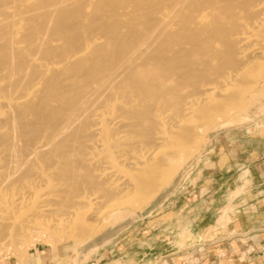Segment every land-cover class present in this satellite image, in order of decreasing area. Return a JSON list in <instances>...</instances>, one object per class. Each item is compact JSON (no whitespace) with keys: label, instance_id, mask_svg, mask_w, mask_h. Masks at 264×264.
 <instances>
[{"label":"bare ground","instance_id":"obj_1","mask_svg":"<svg viewBox=\"0 0 264 264\" xmlns=\"http://www.w3.org/2000/svg\"><path fill=\"white\" fill-rule=\"evenodd\" d=\"M261 82L264 0H0V250L148 204Z\"/></svg>","mask_w":264,"mask_h":264},{"label":"crops","instance_id":"obj_2","mask_svg":"<svg viewBox=\"0 0 264 264\" xmlns=\"http://www.w3.org/2000/svg\"><path fill=\"white\" fill-rule=\"evenodd\" d=\"M225 143L231 146L224 150L229 165L223 169L202 166L196 171L190 189L176 199L182 203L176 217L162 226L165 235L155 245L158 250L149 247L140 253L141 257L123 254L96 264H264V138L246 151L241 147L235 151L233 144ZM234 152L245 157L240 155L237 161ZM238 188L244 193L234 195ZM219 206L229 209L223 225ZM186 221L195 241L181 247L177 229H182ZM172 225L177 228L174 235ZM61 257L54 247L37 246L23 258L7 257L0 264H56Z\"/></svg>","mask_w":264,"mask_h":264},{"label":"rangeland","instance_id":"obj_3","mask_svg":"<svg viewBox=\"0 0 264 264\" xmlns=\"http://www.w3.org/2000/svg\"><path fill=\"white\" fill-rule=\"evenodd\" d=\"M195 123L199 124V122ZM201 128L203 129L200 133L204 135L198 142V149L188 158L186 157L187 159L184 157L185 160L180 161V164L183 162L182 165L179 164L176 173L169 177L157 196L148 204L143 207L128 203L116 205V208L104 214V218L89 221V226L91 224L93 229L98 228L97 233L89 238L66 234L56 230L52 222L48 221L46 224L47 221H43L42 225L45 223V229L47 227L49 230L54 229L56 233L50 234L49 231L41 233L38 230L44 228L40 225L42 229L39 228L36 233L35 230L34 233H28L26 240L6 247L7 249H1L0 260L7 257L23 258L30 249L37 246H51L57 249L62 257L56 261V264L92 262L96 264L123 254L141 257L140 253L149 247L158 250V245L157 247L155 245L165 235L161 229L176 217L182 204L180 201L176 202V199L180 198L183 191L190 189L191 179L197 177L196 171L202 166L217 165L221 169L227 167L229 164L224 150H229L231 146L226 147L225 142L233 144L235 151L240 150V147L242 151H246L254 147L258 139L264 138V82H261L255 90L248 92L242 104L233 108L225 117ZM240 155L245 157L242 153H233L237 161ZM183 182L185 184L182 187ZM242 193H244L243 188H238L234 195ZM219 213V221L223 225V221L228 219V207H220ZM188 227L190 223L186 221L183 222L180 230L174 225L170 228L173 230L172 235L175 234L176 229L180 232L176 239L181 247L195 241L192 240Z\"/></svg>","mask_w":264,"mask_h":264}]
</instances>
